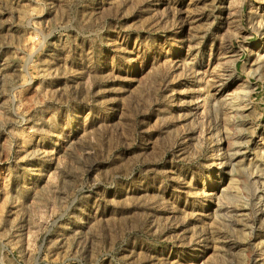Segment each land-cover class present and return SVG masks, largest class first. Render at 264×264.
<instances>
[{"label":"rangeland","instance_id":"1","mask_svg":"<svg viewBox=\"0 0 264 264\" xmlns=\"http://www.w3.org/2000/svg\"><path fill=\"white\" fill-rule=\"evenodd\" d=\"M0 264H264V0H0Z\"/></svg>","mask_w":264,"mask_h":264}]
</instances>
